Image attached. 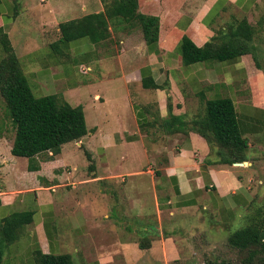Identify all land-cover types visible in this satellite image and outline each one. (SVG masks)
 I'll return each mask as SVG.
<instances>
[{
    "label": "crops",
    "instance_id": "1",
    "mask_svg": "<svg viewBox=\"0 0 264 264\" xmlns=\"http://www.w3.org/2000/svg\"><path fill=\"white\" fill-rule=\"evenodd\" d=\"M138 2L139 11L159 18L156 47H148L138 27L131 28L117 20H109L111 36L99 44H91L85 39L70 41L75 42L73 46L86 43V50L81 53L82 60L79 62L87 64L90 72L86 73L89 72L92 79H111L118 76L124 79L127 86L139 83L141 87L146 88L142 85V79L150 78L161 85L159 88H147L157 91L158 96L149 102L151 104L145 106L139 105L135 96L131 99L128 93L127 101L123 102L122 110L125 113L118 116L117 122L106 130V134L111 137L109 142L97 144L94 138L91 139L100 134L101 126L94 123L80 140L64 143L60 153L53 158H50L51 152L35 155L32 161L37 163L39 168L30 170L27 157L11 153L14 130L4 107V99L0 95V227L13 213L30 212L32 215V220L19 229L15 240L3 243L1 264H36V249H40L42 253L62 254L57 224L59 212L63 211L72 197L68 192L62 193L61 188L69 184L67 180L72 181L74 178L73 171L76 167L72 166L70 161V153L74 151L73 145L81 149V144H84L92 160L94 154L88 143L96 145L97 152L103 159L106 157L108 146H123L125 152H121V159H130L133 163L146 156L148 147L156 152H164L158 159L155 170H143L140 162L131 165V169L115 174L99 175L95 168L91 171L93 176L89 178L90 181L110 183L117 182V178L121 177L123 180V177H126L127 189L133 194L130 206L135 209L137 216L151 213L153 210L157 214L160 209H168L170 212L197 211L212 216L223 225L244 217L255 199L258 187L253 182L254 162L248 167L218 163L214 154L215 147L209 145L198 133L186 128L178 129L175 125L164 129L160 122L170 114L182 116L184 120L190 119L203 111L201 107L205 99H214L213 96L219 93L224 95L221 97L228 96L233 100L238 125L246 137L259 136L264 132V106L246 105L250 104L245 99L250 94L240 90L244 80L247 84L252 79L257 80L258 87H262L261 82H264L261 71L248 54L242 55L236 62L202 61L183 64L176 49L182 35H187L197 46H202L213 35L238 25L244 18L251 23L253 17L260 14L263 0ZM54 4L52 3V6L49 2L42 5L39 0H0V27L8 34L21 67L24 66L23 72L34 95L44 89L46 81L56 84L54 91H67L79 85L77 81L64 87L63 78L66 75L48 70L50 65L54 66L58 62L55 53H63L69 44L60 43L63 52L55 51L51 46L60 36V15H57L59 0ZM103 10L101 6L90 13ZM19 17L28 18L36 27L38 35H42L43 43L36 39L33 46L23 47L18 42L19 49L15 50L9 31L10 25ZM54 26L58 33L54 34L56 36L52 39L47 37V32ZM113 36L117 40L114 45L119 44L120 48L108 50L106 41ZM108 42L111 43V39ZM101 46L105 48L102 52L97 50V47ZM2 55L0 47V59ZM37 56L43 58L40 60ZM34 77L38 80L37 87L32 81ZM56 80L58 83L54 82ZM52 92L42 96L61 94ZM236 94L243 99L237 98ZM93 99L103 101L98 91L93 93ZM258 100L260 102V99ZM147 128L154 130V137L149 139V142L145 137ZM162 136L166 137L165 142L161 139ZM67 144L68 153H64L63 148ZM248 144L251 147L249 138ZM248 157H253L249 148ZM82 181L84 180L78 182ZM150 229L152 228L149 227L148 230ZM8 245L10 254L5 257ZM75 249L78 253L79 250ZM97 260L99 264L108 262L104 257Z\"/></svg>",
    "mask_w": 264,
    "mask_h": 264
},
{
    "label": "rangeland",
    "instance_id": "2",
    "mask_svg": "<svg viewBox=\"0 0 264 264\" xmlns=\"http://www.w3.org/2000/svg\"><path fill=\"white\" fill-rule=\"evenodd\" d=\"M39 1L42 5H47L49 2L51 5L56 3V0ZM59 2L60 7L58 6L57 15H60L61 22L79 18L101 6L105 9L113 3V0H59ZM39 6L41 7L40 4ZM250 22L255 29L253 35V43L256 45L255 56L261 65L259 70L264 80V0L260 14L255 15ZM10 27L9 34L16 51L19 49L18 42L23 47L25 45L33 46L36 44V39H39L40 43L44 42L42 35H38L36 27L26 17H19ZM51 29L47 32V37L54 39L58 32H56L55 26ZM54 34L56 35L54 36ZM114 36L116 37V33ZM114 36L110 38L111 43L108 42L110 39L106 41L108 50L120 48L119 44L114 45L116 40ZM73 43L75 42H69L63 52L57 41V50L63 53H55L58 62L54 66H48L49 69L48 67L47 69L66 75L63 78L64 87L79 81L78 87L67 91H54L56 84L46 81L47 86L45 85L40 93L35 92V95L42 96L52 91H54L52 93L59 92L71 105H81L87 130L94 123L101 126L100 134L91 137V139L94 138L97 144H106L111 138L106 134V130L110 128L111 124L117 122L118 116L125 113L122 110L123 102L127 101L128 93L131 95V99L135 96L138 104L145 106L157 98V91L143 88L139 83H131L127 86L124 79L118 76L111 79H92L87 64L79 62L82 60L81 53L86 50V43H79L75 46L72 45ZM102 49L105 48L97 47L100 52ZM248 56L251 57L250 54ZM22 58L24 59V55ZM36 58L41 60L43 57L37 56ZM22 67L23 71L24 66L22 65ZM87 71L89 72L86 73ZM32 81L37 87V78H32ZM54 82L58 83V80ZM261 83L262 87H258L257 80L252 79L249 84L245 80L243 81L240 90L250 94L245 98L250 104L246 105L261 107L257 106L261 104L264 106V82ZM95 91L101 94L103 101L93 99ZM221 96L224 95L218 93L213 97ZM236 96L243 99L239 94ZM202 108L204 111V105L201 110ZM203 111H200L198 115H202ZM149 112L151 113V111ZM144 131L142 132L145 133ZM147 132L145 137L149 142V139L154 137L152 136L154 130L147 128ZM247 137L251 143L249 150L253 157L240 167H248L251 162H254L253 182L258 188L255 199L245 215L253 207L261 204L264 199V132L259 136L247 135ZM161 139L166 141V137L162 136ZM94 140L91 141L94 142ZM88 146L93 151V160L91 156L88 158L86 155L89 150L84 147V144H81V149L73 145L74 151L70 153V161L71 165L76 167L73 171L74 178L72 181L67 180L69 184L61 188L62 193L68 192L72 197L66 203L63 211L59 212L57 236L62 244L60 253H70L73 264H99L97 259L101 260L103 257L105 261H108L103 264H208L209 260L224 261L225 264L238 262L239 253L228 245L227 236L230 232L246 224L245 216L237 218L233 222L228 221L223 225L212 216L203 215L197 211L170 212L168 209H160L157 214L153 210V212L150 211L151 213L147 212L142 216H137L135 209L130 206L133 194L130 189H127L128 180L126 177H123V180L120 179L121 177L117 178V182L110 183L89 180L94 168L97 174L108 175L131 169V165L142 162L143 170L148 168L155 170L158 159L164 152H156L148 147L146 156L141 161L133 163L130 159H125V161L121 159V152H125L123 146H108L105 159L101 158L97 152L96 145L88 143ZM68 147L69 144L65 145L64 153H68ZM79 180L84 181L78 182ZM146 196L148 195L146 194ZM77 201L78 203H76ZM145 226L147 227L145 228ZM149 227L152 229L148 230ZM140 243H146L149 247L141 249ZM75 248L79 250L78 253ZM9 254L10 247L8 245L5 249V257H8Z\"/></svg>",
    "mask_w": 264,
    "mask_h": 264
},
{
    "label": "trees",
    "instance_id": "3",
    "mask_svg": "<svg viewBox=\"0 0 264 264\" xmlns=\"http://www.w3.org/2000/svg\"><path fill=\"white\" fill-rule=\"evenodd\" d=\"M109 20H117L131 28L138 27L148 47H156L159 18L139 11L138 0H113L103 11L60 22L58 42L85 39L91 44H99L111 36ZM254 32L252 24L244 18L238 25L216 33L202 46H197L187 35H182L177 49L183 64L236 62L242 55L250 54L254 65L260 69L255 56ZM51 46L55 51H60L56 42ZM0 47L3 53L0 59V95L14 130L11 153L27 157L28 169L37 170L39 165L32 161L35 155L51 152L50 158H53L60 153L64 143L78 141L87 133L84 112L81 105H71L61 94L34 95L3 27H0ZM142 85L146 88L161 87L150 78H143ZM160 123L164 129L175 125L178 129L186 128L198 133L215 147L218 163L232 165L250 160L248 138L238 125L233 100L228 96L205 99L202 115L184 120L182 116L170 114ZM86 155L90 158L89 153ZM244 216L246 224L230 232L227 243L239 253L236 264H264V199ZM31 220L30 212H16L5 219L0 227V264L3 243L15 240L19 229ZM148 247V244L140 243L141 249ZM34 258L36 264H73L69 253H42L36 249ZM208 264L225 262L209 260Z\"/></svg>",
    "mask_w": 264,
    "mask_h": 264
},
{
    "label": "water",
    "instance_id": "4",
    "mask_svg": "<svg viewBox=\"0 0 264 264\" xmlns=\"http://www.w3.org/2000/svg\"><path fill=\"white\" fill-rule=\"evenodd\" d=\"M244 163H248L247 161H243V162H234L233 164L236 165V166H240Z\"/></svg>",
    "mask_w": 264,
    "mask_h": 264
}]
</instances>
